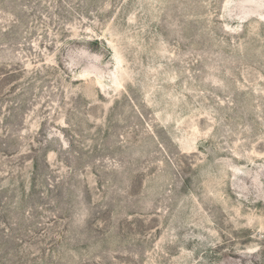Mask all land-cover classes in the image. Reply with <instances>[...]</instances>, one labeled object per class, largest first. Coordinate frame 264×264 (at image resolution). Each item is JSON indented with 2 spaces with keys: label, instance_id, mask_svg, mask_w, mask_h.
Returning a JSON list of instances; mask_svg holds the SVG:
<instances>
[{
  "label": "rangeland",
  "instance_id": "374dc122",
  "mask_svg": "<svg viewBox=\"0 0 264 264\" xmlns=\"http://www.w3.org/2000/svg\"><path fill=\"white\" fill-rule=\"evenodd\" d=\"M0 264H264V0H0Z\"/></svg>",
  "mask_w": 264,
  "mask_h": 264
}]
</instances>
